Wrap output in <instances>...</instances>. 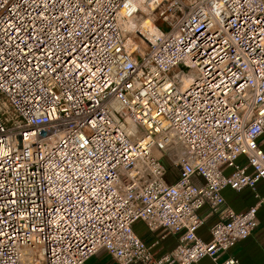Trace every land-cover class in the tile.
Instances as JSON below:
<instances>
[{"label":"built area","instance_id":"2783aa9c","mask_svg":"<svg viewBox=\"0 0 264 264\" xmlns=\"http://www.w3.org/2000/svg\"><path fill=\"white\" fill-rule=\"evenodd\" d=\"M76 2L84 11L64 0L44 5V16L63 10L64 23L52 30L54 51L63 75L79 85L76 107L92 121L68 126L73 109L59 78L42 77L60 97L51 116L43 98L22 103L12 85L0 89V127L20 130L0 143L7 189L0 200V264H85L102 248L117 264H192L205 256L241 264L227 252L257 228L264 198L256 193V203L236 210L222 191L256 190L264 180V0ZM40 3L17 0L5 18L30 28ZM148 15L156 28L145 33L136 26L132 33L143 44L129 45L125 22ZM225 16L233 19L227 28ZM65 24L71 35L56 40ZM35 55L44 58L39 50ZM33 124L51 135L21 141L22 129ZM81 136L88 141H80L83 147L76 143ZM204 207L217 217L211 240L197 233L207 221ZM138 219L150 230L177 233L178 243L155 255L135 231Z\"/></svg>","mask_w":264,"mask_h":264},{"label":"snow or ice","instance_id":"6c2138e0","mask_svg":"<svg viewBox=\"0 0 264 264\" xmlns=\"http://www.w3.org/2000/svg\"><path fill=\"white\" fill-rule=\"evenodd\" d=\"M229 0H225V3H228ZM232 3H240V0H230ZM254 0H244L245 4L252 3ZM17 0H0V9L3 10L0 13V89H3L4 84L7 83L13 87L9 89L13 91L15 95H21V102L24 103V97H27L28 102L40 101L43 98V103L51 107V111L47 112L48 116H51L56 111V102L60 97L55 96L54 93L50 91L48 87H45L42 83V77L44 79L60 80V91L63 95V98L69 100L71 103L69 107L73 109L71 115L68 118V126L76 127L77 121L80 122V125L88 124L92 121L91 115H89L84 109L76 107L78 100L76 99V89L79 88V85L73 83L75 77H72L70 81L66 76L63 75L64 67L59 63L60 57L54 51L55 43L53 41V29L59 32V24L64 23L60 18V10L57 12L56 16L52 17L51 20H48L44 16V5L47 4H63L64 0H41L40 5H37L39 8V15L36 17V23L33 24L32 20L28 21V24L31 27H27L23 21H18V23L13 24L10 20L5 17L11 13V8L13 4H16ZM35 3V0H33ZM68 3L76 9V12L84 11L83 6H78L76 0H68ZM231 11V9H229ZM247 8H245V12ZM51 15V13H49ZM64 15H67V12H64ZM75 15V13H73ZM243 15V14H242ZM13 17L15 18L14 14ZM71 19V17H69ZM224 24L223 27L227 28L228 24L233 23V19L223 18ZM232 31L235 32L236 28L233 27ZM36 33L34 36L33 34ZM219 34V33H218ZM71 33L68 31V26L65 24L64 30L62 33H59L55 37L56 40H60L65 36H70ZM83 39L82 37L80 38ZM223 39V36H221ZM245 39H247V32L245 33ZM30 41L34 42L35 48L30 44ZM65 43H68L65 40ZM227 43V42H226ZM82 47L87 48V44H83ZM245 51L251 52V45H243ZM39 50L42 53L44 58H37L35 55L36 51ZM229 50L233 52V55H236L235 49L230 46ZM71 46L66 49V52L71 53ZM51 53V55H49ZM259 54V53H258ZM7 58V59H5ZM11 63H8V62ZM7 64V67L5 66ZM71 75V73H69ZM39 86V87H38ZM129 87H131L129 85ZM37 89V93H33L32 89ZM143 95V93H141ZM35 107V105H34ZM27 111V109H26ZM67 112V109H65ZM44 113H41L43 116ZM159 115V113H158ZM61 123V127H63ZM5 128H8V131H5ZM41 125L33 124L32 127H25L22 129V135L20 140L23 141L26 138L36 137L39 139L43 135H51L50 132H40ZM19 129L13 128L6 125L5 127H0V143H3L4 140L8 137L16 136ZM39 133V135H38ZM80 141L88 143L83 136L79 137L76 141L80 147H83L84 144H80ZM96 159L99 161L101 156L100 153L93 154ZM79 159V157H77ZM81 163L91 164L95 168V164L91 160L84 159ZM91 171V169H89ZM83 188V185L81 186ZM0 189H4V192H0V200H3L4 194L7 192V189L4 186L3 180H0ZM80 189H78L79 191ZM10 196H15L16 193H8ZM84 193L81 192V199L83 198ZM15 201H7V203H14ZM8 215H11L9 212ZM4 233L0 230V236H3Z\"/></svg>","mask_w":264,"mask_h":264},{"label":"crops","instance_id":"0c3cea01","mask_svg":"<svg viewBox=\"0 0 264 264\" xmlns=\"http://www.w3.org/2000/svg\"><path fill=\"white\" fill-rule=\"evenodd\" d=\"M262 147L264 148V138L262 137ZM243 158H240L242 161ZM229 167L226 171H230ZM223 195L227 200V204L231 205L236 210H245L250 205L258 201L256 193H259L264 198V180L257 183L256 190L251 186H247L241 190H236L230 185L223 189ZM200 213L207 217V221L197 229L198 235L205 240H211L210 227L216 220V215H208L207 207L200 210ZM257 215H259L260 223L257 228L247 238L236 242L227 253L236 254L241 261V264H264V199L260 204ZM135 231L138 232L152 246V251L155 255H160L171 250L178 243L179 236L177 233L162 232L160 229L156 231L150 230L143 219H138L134 224ZM224 254L222 257H225ZM117 264L113 257L102 248L97 254L93 255L85 264ZM192 264H217L210 256H205L198 262Z\"/></svg>","mask_w":264,"mask_h":264},{"label":"bare ground","instance_id":"6f19581e","mask_svg":"<svg viewBox=\"0 0 264 264\" xmlns=\"http://www.w3.org/2000/svg\"><path fill=\"white\" fill-rule=\"evenodd\" d=\"M144 18H145V20H147L149 23H151V24H153L154 26H156L152 16H149V15H148V16H146V17H144ZM143 20H144V19H143ZM138 21H139V22H138ZM138 24L141 25V26H140V29H141L143 32L146 33V32H147V28L145 27V25L141 24L140 20H139L138 18H136V17H132V18H130L129 20H127V21L125 22V24H124V29H125V30H129V31H131V33H132V32L135 31V27L138 26ZM126 35H127V42H128L129 45H132L133 43L136 42V40H135V34H134V33H132V34H126ZM131 36H132V37H131ZM130 37H131V38H130ZM186 80H187V79H186Z\"/></svg>","mask_w":264,"mask_h":264},{"label":"rangeland","instance_id":"374dc122","mask_svg":"<svg viewBox=\"0 0 264 264\" xmlns=\"http://www.w3.org/2000/svg\"><path fill=\"white\" fill-rule=\"evenodd\" d=\"M144 19V20H143ZM142 20H140L141 24L145 25V27L147 28V31H153L156 26H154L153 24L149 23L147 20H145V18H143ZM139 22V21H138ZM138 26L140 27L141 25L138 24ZM132 37V36H131ZM130 37V38H131ZM135 40H137L138 42L142 43V40L140 38V36L135 35ZM143 44V43H142ZM166 163H168V160L166 159ZM169 164V163H168ZM175 171V170H174ZM88 264V263H87Z\"/></svg>","mask_w":264,"mask_h":264}]
</instances>
